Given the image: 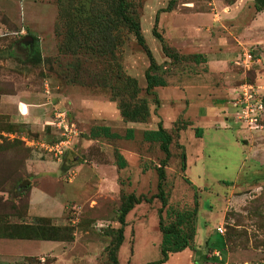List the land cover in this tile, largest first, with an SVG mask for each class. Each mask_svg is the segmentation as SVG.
Instances as JSON below:
<instances>
[{
  "label": "rangeland",
  "instance_id": "1",
  "mask_svg": "<svg viewBox=\"0 0 264 264\" xmlns=\"http://www.w3.org/2000/svg\"><path fill=\"white\" fill-rule=\"evenodd\" d=\"M168 1L0 0V93L28 78L52 103L43 128L36 132L5 127L0 119V264H145L159 258L156 212L160 202L152 196L156 193L154 166L162 154L156 144L140 139V133L159 116L153 96L144 91L148 60L129 20L138 24L155 62L170 53L167 61L159 63L165 67L163 77L170 67H185L188 60L176 55L169 42L179 37L181 29L191 31L195 19L185 17L186 9L195 10L197 0H174L164 12ZM3 10L10 16L15 13L19 24H12ZM159 18L165 21L162 28ZM154 35L163 40L164 50ZM24 37L31 38V44L33 39L37 42L38 54L27 57L29 50L21 44ZM257 85L264 100V84ZM141 105L148 112L146 122L121 118L119 113ZM54 110L66 112L77 134L60 159L38 146L26 147L20 140L28 137L50 143L57 138L54 129L44 125ZM230 119L252 134V161L240 168L242 155L234 145L227 140L220 145L205 142L195 166L189 163L188 170H180L179 148L172 142L164 168L166 205L160 215L166 226L173 221V213L194 210L196 242L219 228L220 233L216 232L225 241L224 262H264V117L251 126L234 115ZM183 124L181 120L173 124V140ZM105 125L121 136L132 129L133 137L85 140L89 128ZM117 153L125 161L124 168L116 166ZM25 159L34 160L32 164L48 162L50 167L36 177L37 169L32 170L30 163L26 168ZM199 171L204 173L196 175ZM25 181L27 185L22 186ZM31 187L65 192L58 215L55 200L48 198L33 208L38 214L27 216ZM130 194L140 202L127 213L128 227L122 229V242L115 249L118 207ZM37 215L55 216L34 218ZM11 235L35 238L21 241Z\"/></svg>",
  "mask_w": 264,
  "mask_h": 264
},
{
  "label": "crops",
  "instance_id": "2",
  "mask_svg": "<svg viewBox=\"0 0 264 264\" xmlns=\"http://www.w3.org/2000/svg\"><path fill=\"white\" fill-rule=\"evenodd\" d=\"M193 7V11L186 7L189 14L185 16L195 19L193 28L190 32H187L190 28L181 29L179 37L170 41L169 45L180 55L196 54L205 59L197 63L186 62L185 67L180 69L170 67L164 75L166 85L153 89L158 100L156 113L159 118L155 121L151 118L153 125L147 130L156 129L158 121L167 132L179 120L186 123L175 132V141L185 155L186 170L190 164L195 166L205 142L219 144L225 140L242 155L239 158L241 168L246 161L253 159L249 153L252 134L230 119L233 116L230 104L240 91L241 84L248 82L247 79L264 84V7L256 10L255 0H197V5L193 4ZM3 12L12 24H19L20 19L15 13L10 16L8 10ZM164 23L159 18L160 28L164 27ZM247 54L249 59L245 58ZM159 59L156 62L158 65L168 60L167 57ZM51 105L50 99L44 98L40 86L25 78L20 86L13 83L11 91L0 93V119L5 127L16 126L25 132H36L43 128ZM7 134L10 135V132ZM85 137V140H92L87 135ZM32 161L25 159L23 164L27 168L30 163L32 170L37 169L36 177L47 171L48 162L35 161L32 164ZM48 198L55 200L58 215L61 201L66 198L65 192L53 190L49 193L46 189L31 187L27 192V216L30 212L38 214L33 208L39 204L38 201ZM51 216L55 215L32 217L49 219ZM125 223L128 227V216H125ZM209 235L204 234L199 242L195 237L192 249L185 248L169 254L162 264H202L201 255L195 251ZM211 256L215 257L213 253Z\"/></svg>",
  "mask_w": 264,
  "mask_h": 264
},
{
  "label": "trees",
  "instance_id": "3",
  "mask_svg": "<svg viewBox=\"0 0 264 264\" xmlns=\"http://www.w3.org/2000/svg\"><path fill=\"white\" fill-rule=\"evenodd\" d=\"M174 0H169L166 7L163 9L164 12L170 10L171 5ZM264 7V0H255V9L259 10ZM156 24V19L154 20V25ZM129 25L132 28L134 38L136 43L141 47L144 52L147 60L148 67L144 72V81L145 87L144 91L146 93H150L153 96V100L155 101V109L158 107V100L156 99V95L153 91L154 88L164 87L166 85L163 77V65H158L153 60L150 50L144 44L143 38L141 36L138 24L136 22H132L129 20ZM155 36V35H154ZM156 37V36H155ZM158 42L160 43L161 49L164 50L165 45L163 40L160 37H156ZM31 39V38H30ZM32 42V39H31ZM177 53V52H176ZM38 54V44L33 39V43L31 44V49L29 50L27 57H31L33 55ZM165 57L170 58V53L165 52ZM183 59L188 60L187 62L197 63L198 61H203L205 58L196 54L189 55H180L176 54ZM132 84H135V81H131ZM250 83V82H249ZM144 105L139 107H134L131 111L126 114L119 113L121 118L128 122L133 123H141L146 122L148 119V112L144 109ZM140 109V110H139ZM153 114H155L153 112ZM177 131V130H176ZM196 132V131H195ZM87 136L90 139L96 138H104V139H131L133 137V130L126 129L124 131L123 136L119 135L116 132H112L110 128L105 126H93L89 128ZM140 139L142 142L149 144H156L158 150L162 154V158L157 162L154 166V172L156 176V193L152 196L156 198L160 202V208L157 210V223L156 227L160 234V242L158 245L159 258L152 262H147L145 264H162L167 260L169 254L177 253L182 251L185 248L192 249L191 243L193 241V226H192V216L194 214V210L191 212H177L173 213V221L166 226L162 223L161 211L166 205V200L163 193V183H164V168L167 165L170 152L169 146L174 143V145L179 148V167L180 170H184L185 167V155L183 149L173 140V135L170 132H167L161 125L160 121L156 124V129L154 130H143L140 133ZM176 139V134H175ZM117 168L121 169L125 167V161L120 156V154H116ZM229 184V183H226ZM140 202L139 198H136L134 195H126L122 198V201L118 207V216L116 222L119 224L117 231V238L115 249H118L122 242V229L125 226V216L130 211L133 205L138 204ZM168 210H166L167 212ZM42 219V218H41ZM45 219V218H44ZM11 238L17 240H34L35 237H26L23 235H11ZM43 240V239H42ZM47 240V239H46ZM194 250V249H193ZM213 251H217L220 260L218 261L216 257L210 256ZM199 256L201 255L202 264H215L224 261L225 255V241L224 238L219 235L216 231H212L209 236H207L200 247L199 250H196ZM113 258V262H114Z\"/></svg>",
  "mask_w": 264,
  "mask_h": 264
},
{
  "label": "built area",
  "instance_id": "4",
  "mask_svg": "<svg viewBox=\"0 0 264 264\" xmlns=\"http://www.w3.org/2000/svg\"><path fill=\"white\" fill-rule=\"evenodd\" d=\"M246 59L250 56L245 55ZM240 91L237 96L232 100L230 107L236 120L247 125H255V123L264 117V100L259 94L262 89L257 84L244 83L240 87ZM46 126L54 129L57 134L50 143H44L41 140H34L28 137H21V141L26 147H40L56 159H60L67 149L72 146V140L77 136L75 129H73V123L68 122L66 118V112H60L54 110L52 118L45 122ZM216 231L220 233V229L216 228ZM213 255L220 260V256L217 251H213ZM215 264H228L226 262H220ZM248 264V263H242ZM264 264V262L253 263Z\"/></svg>",
  "mask_w": 264,
  "mask_h": 264
},
{
  "label": "water",
  "instance_id": "5",
  "mask_svg": "<svg viewBox=\"0 0 264 264\" xmlns=\"http://www.w3.org/2000/svg\"><path fill=\"white\" fill-rule=\"evenodd\" d=\"M21 44L25 47H27L28 50L31 49V39L29 37H24L21 41ZM27 181H25L24 183H22L21 185H27Z\"/></svg>",
  "mask_w": 264,
  "mask_h": 264
}]
</instances>
